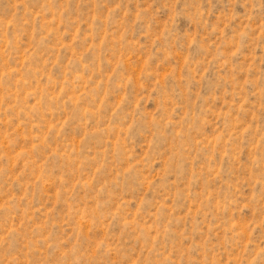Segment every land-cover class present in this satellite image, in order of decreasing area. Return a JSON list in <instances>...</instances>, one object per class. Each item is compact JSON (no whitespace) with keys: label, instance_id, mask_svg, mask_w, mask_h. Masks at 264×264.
I'll return each instance as SVG.
<instances>
[{"label":"rangeland","instance_id":"374dc122","mask_svg":"<svg viewBox=\"0 0 264 264\" xmlns=\"http://www.w3.org/2000/svg\"><path fill=\"white\" fill-rule=\"evenodd\" d=\"M0 264H264V0H0Z\"/></svg>","mask_w":264,"mask_h":264}]
</instances>
